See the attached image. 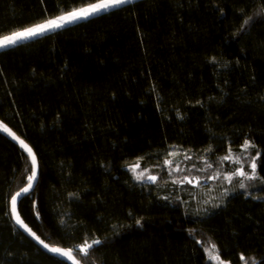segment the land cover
<instances>
[{
    "label": "trees",
    "instance_id": "obj_1",
    "mask_svg": "<svg viewBox=\"0 0 264 264\" xmlns=\"http://www.w3.org/2000/svg\"><path fill=\"white\" fill-rule=\"evenodd\" d=\"M96 2L0 0V38ZM0 121L38 159L22 219L80 264H264V0H132L2 48ZM31 171L0 133V264H67L12 222Z\"/></svg>",
    "mask_w": 264,
    "mask_h": 264
},
{
    "label": "snow or ice",
    "instance_id": "obj_2",
    "mask_svg": "<svg viewBox=\"0 0 264 264\" xmlns=\"http://www.w3.org/2000/svg\"><path fill=\"white\" fill-rule=\"evenodd\" d=\"M130 2H131V0H98L97 3L88 4L86 7L74 9L72 11L66 12L60 16L55 17V18L48 19V20L44 21L43 23L36 24L32 27L25 28L22 31H16L10 35L3 36L2 38H0V48H5L8 46L16 45L19 42L24 41L26 39L40 36V35L48 32V31L63 28L67 24L72 23L74 21H78L80 19H86L93 14H99L100 12L107 10L109 8L116 7L119 5H124V4L130 3ZM247 22L248 21H245V23H247ZM0 129H2L3 131L9 132L10 134L13 135V138L19 140V138L15 137V134L11 133L10 130L6 126L0 124ZM19 143L27 151L29 157L31 158L32 171H31V175L28 176L29 183H28L27 187L22 188L19 192H17L11 198V205H12V212L13 213L16 212L17 197L21 196L22 193L27 194L29 192V190L33 187L32 181H34L36 178V169H37L36 156L33 153L32 149L23 140H19ZM245 146L247 147V142H246ZM227 158L228 157H225V159H227ZM252 167H253V169H255L256 165L253 164ZM240 174L244 175L245 173L241 172ZM137 178L139 179L141 177H137ZM149 180L155 181L156 177L150 176ZM241 187H244V185L242 184ZM15 219H16V222L18 224H20L21 227L25 228L26 231H29L31 233V230L28 229L27 225H25L23 223V221L20 219L18 214L15 215ZM137 223H139V221H137ZM31 234L41 244H43V246L45 248H49V245L44 244V242L42 240H40V238L38 236H35V233H31ZM99 243H100V241H98V240H94L92 242V244H88L87 241H85V246H81L79 251L84 252L85 255H87L88 249H90L93 244H99ZM214 247L215 246L212 245V248H214ZM49 250L52 251L53 253H57L63 257H67L68 259L73 260L74 264H79V261H76L73 257V249L65 250V249H61V248H57V247H51V248H49ZM206 251H210V250L206 249ZM210 258L217 260V261L220 260L218 255H212ZM242 259H243V257H242ZM221 264H223L222 261H221Z\"/></svg>",
    "mask_w": 264,
    "mask_h": 264
},
{
    "label": "rangeland",
    "instance_id": "obj_3",
    "mask_svg": "<svg viewBox=\"0 0 264 264\" xmlns=\"http://www.w3.org/2000/svg\"><path fill=\"white\" fill-rule=\"evenodd\" d=\"M240 173H237V176L240 181L231 177H227L226 179L215 180L207 186H197L189 188L188 191L191 195L190 213L193 215H204L211 211L213 208L217 207L219 204H221L230 193L234 192V190L243 189L245 191H248L256 179L254 171L253 173L251 172V174L249 175H241ZM242 184L244 185V187H241ZM212 255H216V253H214L213 251L207 252V258L213 264H221L222 260L217 261L211 259L210 257ZM223 264L225 263L223 262Z\"/></svg>",
    "mask_w": 264,
    "mask_h": 264
},
{
    "label": "water",
    "instance_id": "obj_4",
    "mask_svg": "<svg viewBox=\"0 0 264 264\" xmlns=\"http://www.w3.org/2000/svg\"><path fill=\"white\" fill-rule=\"evenodd\" d=\"M120 6V5H119ZM117 7V6H116ZM112 8H114V7H112ZM112 8H110V9H112ZM109 10V9H108ZM104 11H107V10H104ZM81 20V19H80ZM73 23V22H72ZM0 124H2V125H4V126H6L9 130H10V132L11 133H14L15 134V137H18L19 138V140H23L13 129H11L9 126H7V125H5L4 123H2L1 121H0ZM0 133L3 135V136H5L8 140H10L12 143H14L15 145H17V146H19L20 148H22L26 153H27V151L21 146V144L19 143V140L18 139H15V138H13V135L12 134H10L9 132H6V131H3L2 129H0ZM24 141V140H23ZM25 142V141H24ZM26 143V142H25ZM27 144V143H26ZM28 145V144H27ZM29 146V145H28ZM30 147V146H29ZM31 148V147H30ZM32 149V148H31ZM32 151H33V149H32ZM33 153H34V151H33ZM35 154V153H34ZM27 155H28V153H27ZM29 156V155H28ZM36 156V155H35ZM30 158V157H29ZM30 160H31V158H30ZM36 161H37V169H36V178H35V180L34 181H32V185H33V187L29 190V192L27 193V194H29V193H31L32 191H33V189L35 188V186H36V184H37V181H38V177H39V164H38V159H37V157H36ZM29 183V182H28ZM28 183H27V185H28ZM27 185L26 186H24V187H27ZM23 187V188H24ZM20 191V190H19ZM18 191V192H19ZM16 194V193H15ZM14 194V195H15ZM27 194H21V196H19V197H17V203H16V212L15 213H13L12 212V205H11V199H10V214H11V218H12V222H13V224L15 225V227L17 228V229H19L26 237H28L31 241H33L41 250H43L44 252H46V253H48V254H50V255H52L53 257H55V258H58V259H60V260H62V261H64L65 263H67V264H74V261L73 260H70V259H68L67 257H63V256H61V255H59V254H57V253H53L52 251H50L49 250V248H51V247H56V246H53V245H51V244H49V243H47V242H45L43 239H41L26 223H25V221L22 219V217H21V215H20V213H19V210H18V200L21 198V197H24L25 195H27ZM12 198V197H11ZM19 215V217H20V219L23 221V223L25 224V225H27V227H28V229H30L31 230V233H35V236H38L39 238H40V240H42L43 242H44V244H47V245H49V248H45L44 246H43V244H41L29 231H26L25 230V228H23V227H21L20 226V224H18L17 222H16V219H15V215ZM57 248H59V247H57ZM61 249H63V248H61ZM66 250V249H65ZM75 259V258H74ZM76 260V259H75ZM77 261V260H76ZM80 264V263H79Z\"/></svg>",
    "mask_w": 264,
    "mask_h": 264
},
{
    "label": "bare ground",
    "instance_id": "obj_5",
    "mask_svg": "<svg viewBox=\"0 0 264 264\" xmlns=\"http://www.w3.org/2000/svg\"><path fill=\"white\" fill-rule=\"evenodd\" d=\"M97 3V2H96ZM86 7V6H85ZM83 8V7H82ZM75 22V21H74ZM32 27V26H31ZM20 31H22V30H20ZM2 38V37H1Z\"/></svg>",
    "mask_w": 264,
    "mask_h": 264
}]
</instances>
